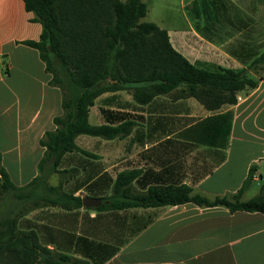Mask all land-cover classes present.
Masks as SVG:
<instances>
[{"label":"crops","instance_id":"crops-1","mask_svg":"<svg viewBox=\"0 0 264 264\" xmlns=\"http://www.w3.org/2000/svg\"><path fill=\"white\" fill-rule=\"evenodd\" d=\"M162 1L165 9L192 11L170 16V27L162 19L152 21L168 32L179 53L206 71H245L257 86L216 110L181 97V88L145 104L135 100L131 87L105 93L91 108L90 123L124 125L126 133L110 140L79 136V150L62 158L49 184L62 182L64 191L103 204L120 173L138 171L131 183L134 194L187 185L192 195L231 199L254 168L241 196L249 201L264 185V67L259 73L249 68L264 52V0ZM34 19L23 0H0V154L19 188L39 175L45 152L40 141L63 113L61 90L51 85L39 51L25 44L41 38L43 26ZM103 110L109 111L106 118ZM28 193L22 196H32ZM25 219L49 249L90 264H264L259 212L195 203L113 210L39 207Z\"/></svg>","mask_w":264,"mask_h":264},{"label":"trees","instance_id":"trees-1","mask_svg":"<svg viewBox=\"0 0 264 264\" xmlns=\"http://www.w3.org/2000/svg\"><path fill=\"white\" fill-rule=\"evenodd\" d=\"M23 1L27 11L35 14L34 20L43 26L40 40L25 44L39 51L52 75L51 85L61 90L63 113L54 118L55 130L47 131L41 139L45 152L39 175L25 188L12 182L0 154V194L9 195L0 210V264H90L42 244L25 216L30 212L29 204L34 209L57 207L67 211L84 206L81 197L64 191L62 182L55 187L49 179L60 172L61 160L67 153L79 150V136L110 140L126 133L124 125L90 123L95 101L105 93L131 87L135 100L145 104L181 88V97L195 98L205 108L216 110L235 103L236 94L256 87L257 81L245 71L210 72L193 65L173 47L165 29L144 20L149 11L146 0ZM263 67L264 52L249 68L259 73ZM102 113L106 118L109 111ZM254 172L252 168L242 189L231 199L214 200L192 195L187 185L155 186L146 193L134 194L131 183L139 172H124L117 176L111 197L104 198L98 209L195 203L264 214V185L256 197L241 201ZM28 190L27 195L32 196H22Z\"/></svg>","mask_w":264,"mask_h":264},{"label":"rangeland","instance_id":"rangeland-1","mask_svg":"<svg viewBox=\"0 0 264 264\" xmlns=\"http://www.w3.org/2000/svg\"><path fill=\"white\" fill-rule=\"evenodd\" d=\"M147 5H148V10H149V14L147 16L146 19H144L145 21H159V19H162L163 21H166V23L164 25H167L170 27V19L169 17L173 16V17H184L187 15V13L192 14L191 10H182L180 7H176V6H172V7H168L167 9L163 8L162 0H147L146 1ZM260 14L264 15V9L260 10ZM203 17V16H202ZM255 186V185H254ZM5 196H9L8 194H0V210L2 209L3 205L5 204L4 202V198ZM34 205H27V207L30 209V211L32 209H34L33 207Z\"/></svg>","mask_w":264,"mask_h":264},{"label":"water","instance_id":"water-1","mask_svg":"<svg viewBox=\"0 0 264 264\" xmlns=\"http://www.w3.org/2000/svg\"><path fill=\"white\" fill-rule=\"evenodd\" d=\"M102 204L101 199H95V198H84L83 199V205L86 208H96L99 207Z\"/></svg>","mask_w":264,"mask_h":264},{"label":"built area","instance_id":"built-area-1","mask_svg":"<svg viewBox=\"0 0 264 264\" xmlns=\"http://www.w3.org/2000/svg\"><path fill=\"white\" fill-rule=\"evenodd\" d=\"M238 99H239V101H241V100H242V98H240V97H239Z\"/></svg>","mask_w":264,"mask_h":264}]
</instances>
